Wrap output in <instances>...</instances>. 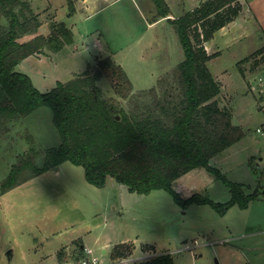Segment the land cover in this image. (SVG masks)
Wrapping results in <instances>:
<instances>
[{
    "label": "rangeland",
    "instance_id": "1",
    "mask_svg": "<svg viewBox=\"0 0 264 264\" xmlns=\"http://www.w3.org/2000/svg\"><path fill=\"white\" fill-rule=\"evenodd\" d=\"M28 1L40 15L41 35L49 34L50 21L65 23L74 35V43L61 52L31 56L15 68L41 93L109 58L124 70L137 95L154 88L184 59L166 19L150 26L151 0H72V17L66 0ZM205 1L166 0L169 18H180ZM244 1L245 21L216 38L221 55L207 64L221 87L220 107L231 109L232 123L244 137L210 165L231 182L262 193L264 0ZM98 85L105 99L122 101L116 80L105 77ZM58 142L45 109L15 121L10 134L0 139V183L22 152ZM176 191L183 199L196 193L220 204L230 199L229 189L205 170L181 177ZM262 197L244 210L232 206L224 215L196 204L182 209L164 190L138 195L112 178L103 189L95 188L86 182L83 168L66 162L0 196V264H78L79 239L101 264H141L155 251L173 252L175 264H264ZM103 245L108 246L105 255ZM116 253L119 257L112 258Z\"/></svg>",
    "mask_w": 264,
    "mask_h": 264
},
{
    "label": "trees",
    "instance_id": "2",
    "mask_svg": "<svg viewBox=\"0 0 264 264\" xmlns=\"http://www.w3.org/2000/svg\"><path fill=\"white\" fill-rule=\"evenodd\" d=\"M66 1L72 17L73 1ZM151 1L150 22L168 21L184 59L154 88L134 95L124 70L109 58L97 60L94 67L50 92H39L15 68L31 56L71 46L73 32L63 22L50 21L49 34L41 35L40 15L28 0H0V139L10 134L15 121L41 109L50 113L59 138L56 146L22 152L0 183V196L68 162L83 168L86 182L95 188L103 189L112 178L138 195L164 190L182 209L196 204L224 215L232 206L244 210L263 198L264 192L231 182L210 165L244 137L232 123L231 109L219 105L221 87L207 66L215 56L205 49L216 33L239 17L240 0H208L177 19L169 18L166 0ZM105 77L116 80L125 106L103 97L98 84ZM194 170H205L226 186L229 201L220 204L197 193L183 199L176 191L177 181ZM116 257L118 253L112 255ZM141 264L175 262L164 252Z\"/></svg>",
    "mask_w": 264,
    "mask_h": 264
},
{
    "label": "crops",
    "instance_id": "3",
    "mask_svg": "<svg viewBox=\"0 0 264 264\" xmlns=\"http://www.w3.org/2000/svg\"><path fill=\"white\" fill-rule=\"evenodd\" d=\"M91 0H89V2H90ZM208 1V0H207ZM206 2V1H205ZM240 3L242 4V11H241V14L239 15V17L235 20V21H233L231 24H229V25H227L226 27H224L223 29H221L218 33H216L215 35H214V37L209 41V42H207L206 43V51H207V53L209 54V55H211V56H215L213 59H211L210 61H209V63H211V62H213L216 58H218V57H220V55H221V52L222 51H220L219 50V48L217 47V45H216V38L217 37H221V35L222 34H225L226 33V31L230 28V27H232L233 25H235L236 23H237V21H239V23H243L245 20H243L244 19V14L246 13V3H245V1L244 0H240ZM243 3H245V5L243 6ZM197 8V7H196ZM193 11V10H192ZM161 23H163V20H160V21H158V22H156V23H151L150 22V26H155V25H158V24H161ZM98 45L100 46V43H98ZM208 46V47H207ZM254 50V49H253ZM213 60V61H212ZM221 72H224V71H222V70H220L218 73H221ZM248 72V71H247ZM247 72H246V74H247ZM263 91H261V93H262ZM79 241L81 242L80 243V247H81V250L83 249V248H85L86 246L84 245V242L81 240V239H79ZM97 242H99L98 240H96ZM124 244H127V243H124ZM119 245H122V244H119ZM115 246H117V245H115ZM107 245H103L102 246V254H106L107 253V251H106V249H107ZM88 248V247H87ZM152 251V250H151ZM165 251H168V250H165ZM164 251H160V252H156L155 251V254H151V256L152 257H155V256H157V255H160V254H162ZM172 255H173V252H170ZM150 255H148L147 257H149ZM151 256H150V258H151ZM147 257H145V258H147Z\"/></svg>",
    "mask_w": 264,
    "mask_h": 264
},
{
    "label": "built area",
    "instance_id": "4",
    "mask_svg": "<svg viewBox=\"0 0 264 264\" xmlns=\"http://www.w3.org/2000/svg\"><path fill=\"white\" fill-rule=\"evenodd\" d=\"M259 83L260 85H264L263 79L260 78ZM76 261L78 262V264H101L100 259L97 258L94 255L93 250L89 248H83L81 257L77 258ZM111 264H122V263L111 262Z\"/></svg>",
    "mask_w": 264,
    "mask_h": 264
}]
</instances>
